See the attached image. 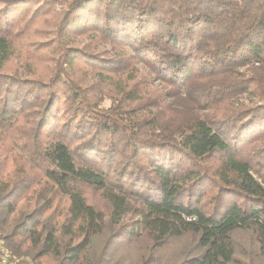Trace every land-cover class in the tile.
I'll list each match as a JSON object with an SVG mask.
<instances>
[{
    "label": "trees",
    "instance_id": "trees-1",
    "mask_svg": "<svg viewBox=\"0 0 264 264\" xmlns=\"http://www.w3.org/2000/svg\"><path fill=\"white\" fill-rule=\"evenodd\" d=\"M0 235L32 264H264V0H0Z\"/></svg>",
    "mask_w": 264,
    "mask_h": 264
},
{
    "label": "built area",
    "instance_id": "built-area-1",
    "mask_svg": "<svg viewBox=\"0 0 264 264\" xmlns=\"http://www.w3.org/2000/svg\"><path fill=\"white\" fill-rule=\"evenodd\" d=\"M0 264H32V261L26 255L19 256L12 253L0 235Z\"/></svg>",
    "mask_w": 264,
    "mask_h": 264
},
{
    "label": "rangeland",
    "instance_id": "rangeland-1",
    "mask_svg": "<svg viewBox=\"0 0 264 264\" xmlns=\"http://www.w3.org/2000/svg\"><path fill=\"white\" fill-rule=\"evenodd\" d=\"M110 105V101L109 100H105L103 103H102V106L103 107H108ZM239 239H242V240H244V241H246V239H245V237H243V236H240V238ZM29 257V256H28ZM30 258V257H29ZM31 259V258H30ZM32 261V260H31Z\"/></svg>",
    "mask_w": 264,
    "mask_h": 264
}]
</instances>
